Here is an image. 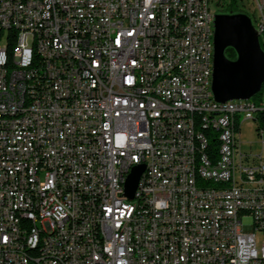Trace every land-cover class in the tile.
I'll list each match as a JSON object with an SVG mask.
<instances>
[{
  "label": "built area",
  "instance_id": "1",
  "mask_svg": "<svg viewBox=\"0 0 264 264\" xmlns=\"http://www.w3.org/2000/svg\"><path fill=\"white\" fill-rule=\"evenodd\" d=\"M209 3L0 0V264H264V102L213 99Z\"/></svg>",
  "mask_w": 264,
  "mask_h": 264
},
{
  "label": "water",
  "instance_id": "2",
  "mask_svg": "<svg viewBox=\"0 0 264 264\" xmlns=\"http://www.w3.org/2000/svg\"><path fill=\"white\" fill-rule=\"evenodd\" d=\"M211 93L217 102L248 99L264 83V49L253 27L251 17L243 12L214 13L212 20ZM235 52L233 58L226 48ZM143 164L134 165L124 181V194L132 198Z\"/></svg>",
  "mask_w": 264,
  "mask_h": 264
},
{
  "label": "rangeland",
  "instance_id": "3",
  "mask_svg": "<svg viewBox=\"0 0 264 264\" xmlns=\"http://www.w3.org/2000/svg\"><path fill=\"white\" fill-rule=\"evenodd\" d=\"M230 1L231 0H210L209 7L214 13H221L225 7L230 5ZM232 7L236 12L240 11L246 13L249 17H251L252 23L254 22L253 4L251 0H235V3L232 4ZM260 41L261 43L264 42V35L260 36ZM259 99L264 102V83L261 87ZM260 148L259 139L255 132V126L250 121H244L241 124V149L249 153H258L260 152ZM260 239L261 234L257 232L256 244L258 247L260 245Z\"/></svg>",
  "mask_w": 264,
  "mask_h": 264
},
{
  "label": "bare ground",
  "instance_id": "4",
  "mask_svg": "<svg viewBox=\"0 0 264 264\" xmlns=\"http://www.w3.org/2000/svg\"><path fill=\"white\" fill-rule=\"evenodd\" d=\"M8 33L4 32V43H7ZM50 49H57V42H50ZM43 59L52 60V52H43ZM0 61H7V45H0ZM209 63H212V55H209ZM194 128L203 129L202 121H194ZM27 231H34V223H27ZM40 249V242L28 244V251Z\"/></svg>",
  "mask_w": 264,
  "mask_h": 264
},
{
  "label": "trees",
  "instance_id": "5",
  "mask_svg": "<svg viewBox=\"0 0 264 264\" xmlns=\"http://www.w3.org/2000/svg\"><path fill=\"white\" fill-rule=\"evenodd\" d=\"M230 2H231L230 3L231 6L229 5V6L225 7L223 11H226V12H234L235 11L234 8L232 7V4L235 3V0H231ZM218 4H219V2H218ZM12 42H13V34H12V32H9L7 43H12ZM261 47L264 49V45L261 44ZM225 54L229 58H233L235 56L234 50L230 47L226 48ZM260 94H261V89L252 98L253 99H259Z\"/></svg>",
  "mask_w": 264,
  "mask_h": 264
}]
</instances>
